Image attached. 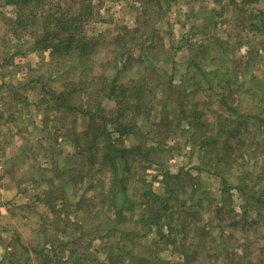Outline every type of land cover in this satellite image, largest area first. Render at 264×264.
Returning <instances> with one entry per match:
<instances>
[{
	"label": "rangeland",
	"instance_id": "1",
	"mask_svg": "<svg viewBox=\"0 0 264 264\" xmlns=\"http://www.w3.org/2000/svg\"><path fill=\"white\" fill-rule=\"evenodd\" d=\"M13 1L0 0V264H264V0H229L209 38L181 33L186 0H67L91 13L83 57L37 41L57 0ZM206 39L226 43V64L204 63L224 59ZM198 41L193 59L183 47ZM131 76L153 110L136 121L114 207L109 159L90 163L83 134L100 120L81 110L97 113L101 78ZM157 177L165 200H145Z\"/></svg>",
	"mask_w": 264,
	"mask_h": 264
},
{
	"label": "trees",
	"instance_id": "2",
	"mask_svg": "<svg viewBox=\"0 0 264 264\" xmlns=\"http://www.w3.org/2000/svg\"><path fill=\"white\" fill-rule=\"evenodd\" d=\"M29 1L30 0H15L13 2L18 4L28 3ZM34 1L39 4L44 0ZM74 5L68 3L67 0L56 1L54 4L56 10L53 13V18L50 23L51 29L43 31L40 38L37 39V41L39 40L43 42L41 48H50L52 50L51 52L59 54L76 50L79 57H83L85 54H91L94 52L96 42L92 41L85 33V25L91 18V13L83 12V8L86 6L84 7L81 5L74 7ZM166 54L168 56L169 52L164 51V56H166ZM121 66L123 68L126 66L131 67L132 64L124 62ZM141 81L145 83L142 77L134 78L131 76V78H129L125 83H118L103 77L101 78V85L98 86L95 95L94 105L97 113L91 112L86 108L81 110L82 113H86L89 116L90 122L95 118L100 120L98 128L95 129V133H92L93 130H88V128L86 131H83V134H86V136L93 134L92 137L94 140L86 145V148L88 149L87 157L90 163H94L96 161L97 152L99 150H103L105 156L109 159L112 176L107 189V192L109 193L107 203L113 205L114 207H116V195L120 192V189L117 190V185L118 182L122 181L120 178L121 169L124 164L127 166V155L135 149L140 151V149L136 146H124L122 139L128 134H134L136 132V121L138 117L140 118V116H143V120L147 122V120L151 119L152 115V99H146L139 94V92L143 89V83ZM158 84L159 81H156V86ZM102 99L113 101L115 104L114 107L106 109L101 103ZM62 101L63 103L66 101L65 96H63ZM128 112H130V116L126 121H124ZM107 122L112 125L111 129H107ZM112 132L117 133V137L115 139H111ZM101 137L104 142L102 147L99 148L95 139ZM86 148L78 146V154L81 155L86 152ZM170 177L172 176L170 175ZM122 190H127V186L125 187L124 185ZM143 198L145 200L146 198H161L165 200V197L163 198V196L153 193L150 189L145 192ZM146 225H149V228H151L152 225H155V230H158L161 224L156 221H148Z\"/></svg>",
	"mask_w": 264,
	"mask_h": 264
},
{
	"label": "crops",
	"instance_id": "3",
	"mask_svg": "<svg viewBox=\"0 0 264 264\" xmlns=\"http://www.w3.org/2000/svg\"><path fill=\"white\" fill-rule=\"evenodd\" d=\"M176 1L179 2V0ZM234 4H232V2L229 0H186L185 4L182 7L180 6L177 7L178 9L177 13L179 14L180 17V20H178L179 23L177 25L180 26L181 33L184 35L201 33L203 36H207L209 38L210 34L214 31L213 29L217 25V19H222L223 21H225L226 19L230 18L229 13L233 12L231 7ZM237 5H239V2L236 3L234 6ZM218 24H221V22H218ZM186 42H190L187 39V37H186ZM201 42L203 43V46H205L204 48L206 51H208L209 55L214 53L216 50L221 52V50L224 49V51H222L223 55L219 53L220 58H224V59H214L213 57L204 59L205 61L204 63L208 65V67L214 65L226 64V60H227L226 50L228 47L227 45H225L226 43H222L221 41H219L220 44H211L209 39L208 40L206 39V41H201ZM179 44L180 43L176 44V46ZM199 44H201L200 41H198V43H193L190 45L187 44L188 47L185 44V47L183 48H186L189 54L190 53L193 54V59H194L197 56V50L199 49L198 46ZM176 46L173 47V45H169L168 47H166L165 51L166 52L175 51ZM206 78L208 81H211L210 75L207 74ZM0 85H2V82H0ZM124 138L129 139L130 141V143L125 142L126 147H132L134 145L137 146L140 144L137 140L136 134H128L124 136ZM158 178L159 177L154 178L151 185L152 188L151 190L153 193L163 196L166 191L164 185L165 183H163V181L159 180ZM151 228L155 230L156 226L152 225ZM96 253L97 252L95 251V254Z\"/></svg>",
	"mask_w": 264,
	"mask_h": 264
}]
</instances>
